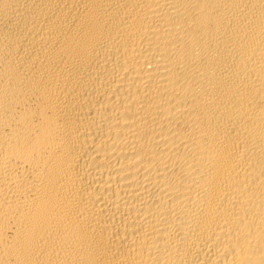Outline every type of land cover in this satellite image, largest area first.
<instances>
[{
  "label": "bare ground",
  "instance_id": "bare-ground-1",
  "mask_svg": "<svg viewBox=\"0 0 264 264\" xmlns=\"http://www.w3.org/2000/svg\"><path fill=\"white\" fill-rule=\"evenodd\" d=\"M0 264H264V0H0Z\"/></svg>",
  "mask_w": 264,
  "mask_h": 264
}]
</instances>
